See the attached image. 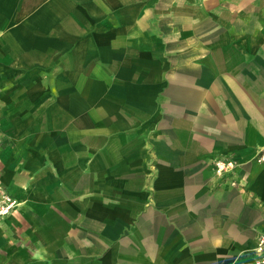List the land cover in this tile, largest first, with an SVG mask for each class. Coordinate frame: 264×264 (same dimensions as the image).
Segmentation results:
<instances>
[{"label": "crops", "instance_id": "1", "mask_svg": "<svg viewBox=\"0 0 264 264\" xmlns=\"http://www.w3.org/2000/svg\"><path fill=\"white\" fill-rule=\"evenodd\" d=\"M261 149L264 0H0V264H252Z\"/></svg>", "mask_w": 264, "mask_h": 264}, {"label": "built area", "instance_id": "2", "mask_svg": "<svg viewBox=\"0 0 264 264\" xmlns=\"http://www.w3.org/2000/svg\"><path fill=\"white\" fill-rule=\"evenodd\" d=\"M257 155L264 158V149L259 150ZM239 164L238 158L230 153L220 154L214 160L215 172L219 175L231 173ZM17 205L16 198L0 187V221L9 216ZM252 255V264H264V227L257 231Z\"/></svg>", "mask_w": 264, "mask_h": 264}]
</instances>
